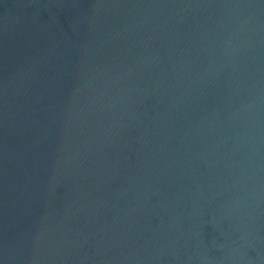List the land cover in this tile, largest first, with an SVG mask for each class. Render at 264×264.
<instances>
[{
  "label": "water",
  "instance_id": "1",
  "mask_svg": "<svg viewBox=\"0 0 264 264\" xmlns=\"http://www.w3.org/2000/svg\"><path fill=\"white\" fill-rule=\"evenodd\" d=\"M0 264H264V0H0Z\"/></svg>",
  "mask_w": 264,
  "mask_h": 264
}]
</instances>
